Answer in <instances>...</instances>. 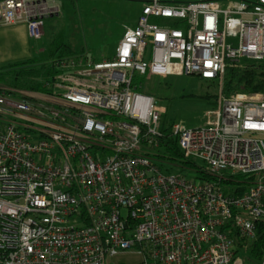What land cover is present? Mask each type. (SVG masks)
<instances>
[{
	"label": "built area",
	"instance_id": "obj_1",
	"mask_svg": "<svg viewBox=\"0 0 264 264\" xmlns=\"http://www.w3.org/2000/svg\"><path fill=\"white\" fill-rule=\"evenodd\" d=\"M133 1L137 24L111 59L56 57L39 88L0 87V264H108L128 251L138 264H243L233 231L253 239L264 220L263 96L221 91L205 125L174 122L198 164L167 172L162 110L135 83L222 81L232 62L263 59L264 0ZM55 2L0 0V27L25 23L38 41Z\"/></svg>",
	"mask_w": 264,
	"mask_h": 264
},
{
	"label": "rangeland",
	"instance_id": "obj_2",
	"mask_svg": "<svg viewBox=\"0 0 264 264\" xmlns=\"http://www.w3.org/2000/svg\"><path fill=\"white\" fill-rule=\"evenodd\" d=\"M54 4L59 12L46 19L43 38L38 41L29 38L25 23L0 27V77L5 78L0 87H12L7 68L10 64L43 58L53 46L60 48L54 49L57 57L69 56L60 54L71 49L70 56L84 53L98 61L111 59L125 29L137 24L142 10V3L133 0H56ZM224 78L231 80V88ZM143 79L139 91L156 98L162 115L191 127L206 124V114L213 108V101L218 102L221 91L226 90L227 97L264 95V65L250 69L236 66L232 72L228 67L219 88L196 75L148 74ZM215 94L216 100L204 97ZM141 259L136 251H128L108 264H138Z\"/></svg>",
	"mask_w": 264,
	"mask_h": 264
},
{
	"label": "trees",
	"instance_id": "obj_3",
	"mask_svg": "<svg viewBox=\"0 0 264 264\" xmlns=\"http://www.w3.org/2000/svg\"><path fill=\"white\" fill-rule=\"evenodd\" d=\"M57 42L56 44H58ZM54 48H48L46 56L39 59H29L26 61H20L17 63L10 64L7 68H10V79L12 87L16 88H39L40 78H48L53 75L52 65L50 64V59L53 60L54 57H57V51L54 49H60L59 46H53ZM73 52L71 49H67L65 52L61 53L62 55H71ZM264 58L261 60H250L247 58H242L236 63H231L229 66V71H235V67L239 66L243 69H250L255 67H261L264 65ZM42 64V65H41ZM228 69V68H227ZM1 74V73H0ZM5 79V78H3ZM2 77H0V81H3ZM202 79V78H201ZM224 78V82H226L227 88H231V80ZM209 82V85H215L219 88V80H205ZM144 79H139L137 83L143 87ZM138 87L137 89H141ZM225 90V89H224ZM226 94V90L223 91ZM264 98V95H261ZM207 99L214 98L216 100L217 95H205ZM217 105V101H213V107ZM176 121H169L166 117V114H163L161 117V138L159 141L158 153L156 154L157 163L161 167V169L167 172H174L183 169H192L195 168V164L193 160H185L183 158L180 146L178 144V140L174 137L172 133V124ZM204 167V165H200ZM202 176L206 179L210 177L202 172ZM232 182H227V185H232ZM246 187L243 188L245 190ZM233 237L235 238L238 256L243 259V264H263L264 262V220H260L257 224L256 228V236L253 239H244L240 237L238 230L233 231Z\"/></svg>",
	"mask_w": 264,
	"mask_h": 264
},
{
	"label": "crops",
	"instance_id": "obj_4",
	"mask_svg": "<svg viewBox=\"0 0 264 264\" xmlns=\"http://www.w3.org/2000/svg\"><path fill=\"white\" fill-rule=\"evenodd\" d=\"M27 32H28V30H27ZM28 36H29V38H31L30 35H29V32H28ZM42 38H43V37H42ZM42 38H41V39H42ZM32 40H33V39H32ZM30 59H31V58H30ZM27 60H29V59H27ZM21 61H23V60H21ZM17 62H18V61H16L15 63H17ZM19 62H20V61H19Z\"/></svg>",
	"mask_w": 264,
	"mask_h": 264
}]
</instances>
